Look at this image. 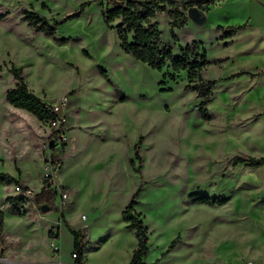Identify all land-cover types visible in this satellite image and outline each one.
I'll list each match as a JSON object with an SVG mask.
<instances>
[{
    "label": "rangeland",
    "instance_id": "obj_1",
    "mask_svg": "<svg viewBox=\"0 0 264 264\" xmlns=\"http://www.w3.org/2000/svg\"><path fill=\"white\" fill-rule=\"evenodd\" d=\"M88 1L0 0V173H23L38 189L51 135L47 123L7 102L17 84L11 70L20 69L46 103L70 102L68 143L50 153L68 186L69 199L56 200L68 225L58 239L60 212L50 223L38 220L35 202L7 195L14 184L0 183V264H75L68 226L89 236L83 264H131L137 238L123 212L132 199L149 229L144 264H264V167L235 164L264 158V26L232 43L219 29L232 20L226 2L212 6L204 24L189 18L182 29L157 16L163 46L175 56L190 46L210 63L201 73L216 81L206 120L197 82L125 52L100 5L65 20ZM25 11L46 18L56 34L34 31ZM201 196L224 203L200 204Z\"/></svg>",
    "mask_w": 264,
    "mask_h": 264
},
{
    "label": "trees",
    "instance_id": "obj_2",
    "mask_svg": "<svg viewBox=\"0 0 264 264\" xmlns=\"http://www.w3.org/2000/svg\"><path fill=\"white\" fill-rule=\"evenodd\" d=\"M222 2L224 0H89L81 5V9L77 13L67 17L65 20L80 17L84 10L92 4L100 5L104 9V23L117 31L121 47L125 52L160 72L168 66L174 73L187 72L188 82L190 84L197 82L193 86V90L199 97L203 98L200 113L203 118L208 120L210 115L207 106L212 102L216 81H203L201 73L210 63L205 55L199 57L198 54H194L190 46H187L182 56H175L171 48L162 45V32L154 22L159 14H167L171 19L172 29H182L186 26L189 18L202 20L209 13L212 6L215 7ZM23 21L27 22L38 33H43L47 36L56 34L57 29L46 18L34 12L25 11ZM243 28L244 26H230L226 28L220 27L219 29L226 30L223 37L231 39L237 36ZM190 55L191 59L188 58ZM11 72L14 74L17 84L14 89L7 92V102L16 109L33 114L40 122L48 124L50 115L47 111V103L31 92L22 78L20 69L13 68ZM244 74L247 73L243 72L240 75ZM248 75L250 74L248 73ZM55 160H57L56 157ZM131 163L133 166V162ZM235 164H243L249 168H261L264 167V158L245 159L238 157ZM0 183L24 187L15 177L5 173H0ZM16 199L17 197H8L7 201L13 202ZM56 200V191L43 188L37 195L35 203L41 213L60 212L61 219H64L63 212L56 206ZM198 201L200 204L209 206L224 203V201L220 200H211L207 196L199 197ZM138 205L139 202L132 199L123 212V221L128 225L129 229L135 232L137 238V248L133 252L131 264H144L143 259L149 253V229L140 215L135 212V207ZM19 214L22 215L21 213ZM4 217V213L0 212L1 233L3 232ZM70 232L74 235L73 253L76 255L75 264H83L84 250L90 240L71 229ZM49 238L53 239L52 231L49 233ZM178 241L179 238L172 241L169 249H173Z\"/></svg>",
    "mask_w": 264,
    "mask_h": 264
},
{
    "label": "built area",
    "instance_id": "obj_3",
    "mask_svg": "<svg viewBox=\"0 0 264 264\" xmlns=\"http://www.w3.org/2000/svg\"><path fill=\"white\" fill-rule=\"evenodd\" d=\"M69 99L67 97H63L58 102L55 103H47V111L50 115V119L48 121V127L50 128L51 135L49 137V143L46 144V150L48 152L47 158L44 161V170H43V188L46 190H53L57 192V198L61 200V202H65L69 199V191L65 189V186L59 176V173L62 168V164L60 161L55 160L51 156V143L54 142V146L65 147L68 143V132H67V123H68V115L67 110L69 108ZM14 192L19 196H22L24 199L28 201L35 202L37 195L39 194L35 190L30 188L21 187L19 185L14 186ZM17 197V196H16ZM35 204V203H34ZM2 208V207H1ZM85 219V217H83ZM89 240V238L85 235H82ZM52 240V239H51ZM53 242V240H52ZM54 243H51L53 246ZM72 257L76 260V255L73 253Z\"/></svg>",
    "mask_w": 264,
    "mask_h": 264
},
{
    "label": "crops",
    "instance_id": "obj_4",
    "mask_svg": "<svg viewBox=\"0 0 264 264\" xmlns=\"http://www.w3.org/2000/svg\"><path fill=\"white\" fill-rule=\"evenodd\" d=\"M224 2H226V5L228 6L226 11L229 13L230 18H232V20H230V22L227 24V26H224V27L244 26V28L238 33L237 36L230 39L232 41V43L234 42V39L237 38L238 36H240L241 34H244L245 32H249V31H253L258 26H264V0H224ZM221 4L222 3H220L219 5H221ZM42 100H43V102H46L44 99H42ZM21 111H23V110H21ZM10 175L15 177L19 181V183L26 188H30L32 190H35L38 193H40L43 189V184H41L38 189L33 188L30 183H28L27 181L24 180L23 173H22V175L19 174L18 177L15 176L14 174L13 175L10 174ZM14 186H15V184H14ZM64 186L68 187L66 184H64ZM12 192L15 193L14 191L11 190V192H9L7 195L12 194ZM12 197H14V196H12ZM4 207H6V206H0V212H3V213L5 212ZM62 212L64 214V219H61V213H60L59 218L56 220V221L59 220V223H60L59 239L61 237V226L63 228H65V225L66 224L68 225V223L66 222L65 211H62ZM55 214L56 213H54V212H50L47 214H41L39 209L37 208V213H35V211H34L33 217H35L38 220L46 221L47 223L48 222L50 223V221H48V220L51 219V217L55 216ZM4 216H5V213H4ZM56 226H57V222H53V224L48 227V237H49V233ZM68 227L71 230L76 231V232L80 233L81 235H85L89 238V236L87 235L85 230L84 231L79 230V229L74 230L70 226H68ZM67 231H68V229H67ZM50 241L52 243V240H50ZM38 264H41V263H38Z\"/></svg>",
    "mask_w": 264,
    "mask_h": 264
},
{
    "label": "water",
    "instance_id": "obj_5",
    "mask_svg": "<svg viewBox=\"0 0 264 264\" xmlns=\"http://www.w3.org/2000/svg\"><path fill=\"white\" fill-rule=\"evenodd\" d=\"M194 22H196L197 24H204L205 23V18L202 20H199L198 18H193ZM52 146H54V142L51 143Z\"/></svg>",
    "mask_w": 264,
    "mask_h": 264
}]
</instances>
